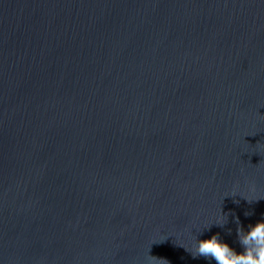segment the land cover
<instances>
[{"label": "water", "instance_id": "water-1", "mask_svg": "<svg viewBox=\"0 0 264 264\" xmlns=\"http://www.w3.org/2000/svg\"><path fill=\"white\" fill-rule=\"evenodd\" d=\"M237 219L264 220V0H0V264H216L185 248L243 251Z\"/></svg>", "mask_w": 264, "mask_h": 264}, {"label": "clouds", "instance_id": "clouds-1", "mask_svg": "<svg viewBox=\"0 0 264 264\" xmlns=\"http://www.w3.org/2000/svg\"><path fill=\"white\" fill-rule=\"evenodd\" d=\"M245 215L250 214L245 213ZM236 223L238 242L243 251L237 252L227 242L222 241L218 234L206 239L196 238L191 249H185L194 257L214 259L216 264H264V220L249 225L247 230L240 225L238 219ZM162 261L168 264L166 260Z\"/></svg>", "mask_w": 264, "mask_h": 264}]
</instances>
